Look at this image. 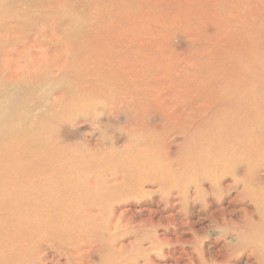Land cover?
<instances>
[{
    "label": "rangeland",
    "instance_id": "374dc122",
    "mask_svg": "<svg viewBox=\"0 0 264 264\" xmlns=\"http://www.w3.org/2000/svg\"><path fill=\"white\" fill-rule=\"evenodd\" d=\"M201 7L0 0L6 140L53 158L27 183L50 194L25 208L41 209L26 241L29 264H264V136L255 129L254 140L237 143L227 121L264 112L244 79L259 72L264 38L226 39L249 31L200 25ZM230 49L244 56L221 72ZM191 134L217 156L190 146ZM225 158L243 166L227 173L215 166ZM45 215L50 222L40 223Z\"/></svg>",
    "mask_w": 264,
    "mask_h": 264
},
{
    "label": "bare ground",
    "instance_id": "6f19581e",
    "mask_svg": "<svg viewBox=\"0 0 264 264\" xmlns=\"http://www.w3.org/2000/svg\"><path fill=\"white\" fill-rule=\"evenodd\" d=\"M174 1V0H171ZM171 1L167 2L171 5ZM202 7L198 12V23L203 26L216 25L219 29H223L226 23L231 25L239 24L249 31L247 33H240L235 31L233 34L225 37L226 39H240L247 37L246 42H253L264 38V0H243L244 3L241 8L236 9L235 6L230 9L225 8L224 1L222 0H201ZM179 2V1H178ZM222 15V19L220 16ZM262 22V23H258ZM257 31V32H255ZM166 33V32H165ZM165 33H161L166 35ZM160 34V35H161ZM155 35V34H154ZM149 40L152 41V34H149ZM163 36V35H162ZM159 37V36H156ZM167 38V36L165 37ZM162 40V39H161ZM164 40V38H163ZM166 41V39H165ZM162 42V41H161ZM207 55V53H206ZM217 53L213 52L210 56H216ZM244 56V52H235L229 50L225 54H220V62L223 72L226 67L232 63L235 59H240ZM260 57V60H255L254 64L259 66V72L251 73L245 72L244 75L247 83V90L250 99L254 102L264 103V59ZM215 64V62H214ZM242 62H238L237 68L239 69ZM260 119V120H259ZM5 116H0V156L4 155L6 158L4 161L0 159V170L11 168L13 174L11 176L0 178V206H9L10 212L1 211L0 213V264H29L30 249L26 246L28 236L39 231V225H36L32 220L34 215H38L41 209H25L29 205L34 204L36 198L48 197V193H35L34 186H28L29 175L32 173H38L39 167L46 166L47 163H52V155L48 158L42 157L38 148L34 144H28L29 147L23 146L20 152L12 146L6 140V135L10 138V133L7 134L8 128L5 126ZM256 123H249L255 122ZM228 123L234 127L233 137L237 138V143L244 142L248 139L254 140L258 134H252L255 129L264 136V112H260L259 115L251 121L244 120L246 122L237 124L230 118L227 119ZM236 129V130H235ZM198 132V131H197ZM199 133V132H198ZM209 133V132H208ZM196 134H191V139L188 141L190 146L197 148L205 155L216 157L217 154L208 150L200 140L196 141ZM206 141H210L211 135H207ZM262 140H257L256 151L261 152ZM254 149V151H255ZM29 154H32L31 156ZM62 160L61 158H57ZM223 166L226 168L227 173L231 172L235 168L243 166L242 163L234 162L230 159H224L223 161H217L215 166ZM202 177V176H201ZM200 180L203 181L204 178ZM48 181V180H47ZM35 207V205H34ZM25 209V210H22ZM19 210H22V215H30V218L23 217ZM7 216L12 224L5 226L2 222V217ZM13 222H15L13 224ZM50 219L47 215L40 219V223L47 224ZM45 263H47L45 261ZM262 261L260 262V264Z\"/></svg>",
    "mask_w": 264,
    "mask_h": 264
}]
</instances>
